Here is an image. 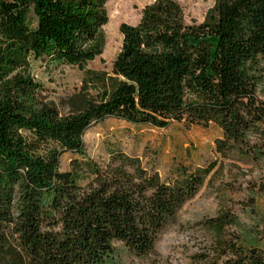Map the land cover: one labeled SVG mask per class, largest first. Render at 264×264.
<instances>
[{"label":"trees","instance_id":"obj_1","mask_svg":"<svg viewBox=\"0 0 264 264\" xmlns=\"http://www.w3.org/2000/svg\"><path fill=\"white\" fill-rule=\"evenodd\" d=\"M106 2L0 0V264L145 260L184 203L233 158L245 168L229 166L250 175L237 188L254 223L226 209L207 218L210 240L191 264H264L262 217L251 212L264 190V0H213L201 22H187L178 0H153L138 22L120 24L109 71L87 66L103 52ZM31 58L82 71L60 100L64 112L34 79ZM111 117L216 125L220 160L178 164L167 179L116 147L95 160L83 135ZM65 151L76 156L62 171Z\"/></svg>","mask_w":264,"mask_h":264},{"label":"rangeland","instance_id":"obj_2","mask_svg":"<svg viewBox=\"0 0 264 264\" xmlns=\"http://www.w3.org/2000/svg\"><path fill=\"white\" fill-rule=\"evenodd\" d=\"M152 1L107 0L105 5L108 22L101 28L105 45L102 54L89 62L88 67L110 70L111 61L121 44L120 24L138 22L141 8ZM178 2L183 7V15L187 22H201L205 11L213 4V0ZM30 69L34 79L44 86L47 98L54 100L59 110L64 112L66 108L62 107L60 100L74 88L79 87L82 76L80 68L65 64L54 67L40 59L31 58ZM219 136L220 131L213 124L204 127L185 126L173 121L167 128H155L147 124L134 125L111 117L89 126L83 135V141L87 153L95 160L105 158L109 149L116 147L139 157L146 166L153 167L161 178L167 179L172 174L171 168L178 164L204 166L212 160H220L214 152L213 141ZM75 156L65 151L60 156V170L68 169L69 160ZM224 163H228L225 164L224 172L213 176L211 182L205 181L198 192L184 203L172 221L161 231L154 245L155 253L135 264H191L194 255L204 251L210 240L211 234L203 228L202 223L224 209L237 215L240 224L254 223L252 217L245 212L247 193L237 188L238 182H248L250 175L242 176L237 173L235 167H231L234 166L232 163H235L245 168L242 161L237 158L224 160ZM232 184L237 189L231 188ZM219 188L222 189V193H219ZM254 201L251 212L262 217L261 232L264 235V190L255 193Z\"/></svg>","mask_w":264,"mask_h":264}]
</instances>
